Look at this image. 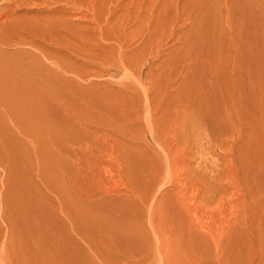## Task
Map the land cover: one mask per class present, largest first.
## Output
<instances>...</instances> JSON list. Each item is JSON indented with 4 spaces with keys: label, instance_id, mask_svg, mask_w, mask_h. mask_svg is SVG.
I'll use <instances>...</instances> for the list:
<instances>
[{
    "label": "rangeland",
    "instance_id": "374dc122",
    "mask_svg": "<svg viewBox=\"0 0 264 264\" xmlns=\"http://www.w3.org/2000/svg\"><path fill=\"white\" fill-rule=\"evenodd\" d=\"M0 264H264V0H0Z\"/></svg>",
    "mask_w": 264,
    "mask_h": 264
},
{
    "label": "bare ground",
    "instance_id": "6f19581e",
    "mask_svg": "<svg viewBox=\"0 0 264 264\" xmlns=\"http://www.w3.org/2000/svg\"><path fill=\"white\" fill-rule=\"evenodd\" d=\"M5 7V6H4ZM4 14V13H3Z\"/></svg>",
    "mask_w": 264,
    "mask_h": 264
}]
</instances>
